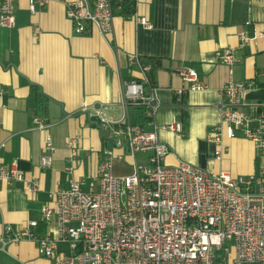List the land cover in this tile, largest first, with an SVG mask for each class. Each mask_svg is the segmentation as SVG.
<instances>
[{"label":"crops","instance_id":"0c3cea01","mask_svg":"<svg viewBox=\"0 0 264 264\" xmlns=\"http://www.w3.org/2000/svg\"><path fill=\"white\" fill-rule=\"evenodd\" d=\"M76 1L51 0L44 7L36 3L33 12L30 0H17L16 26L0 28V144L6 143L0 160L6 165L17 161L25 177L37 179L40 187L30 194L25 182L1 186L0 229L38 221L39 233L55 237V225L48 227L41 219V209L53 202L50 195L69 188L72 179L85 191L98 189L105 149L114 146L118 133L127 132L124 124L112 123L124 112L123 84L144 80L132 56L151 65V85L145 91L158 105L153 124L138 107L129 108V121L155 132L169 147L167 165L188 162L233 178L264 171V153L253 141L224 136V155L217 160L219 146L209 139L220 123V90L230 81L255 79L258 87L247 93L242 110L254 121L264 114V0H137V17H145L153 28L115 16L109 39L96 28L83 35L75 32L67 10ZM228 48L237 59L232 67L217 56ZM182 66L194 69L207 89L187 93L179 104L175 92L185 86L178 74ZM39 96L48 100L45 114L39 113ZM36 116L48 130L37 129ZM174 121L182 123L184 137L166 129ZM46 136L52 137L55 152L52 166L44 169L39 161ZM72 140H77L74 160L68 146ZM148 155L136 158L144 162ZM133 165L132 156L115 149V176L131 174ZM69 254V244L59 243L56 255ZM0 264L55 262L42 257L35 243L23 241L0 249Z\"/></svg>","mask_w":264,"mask_h":264},{"label":"built area","instance_id":"2783aa9c","mask_svg":"<svg viewBox=\"0 0 264 264\" xmlns=\"http://www.w3.org/2000/svg\"><path fill=\"white\" fill-rule=\"evenodd\" d=\"M16 1L0 0V28L16 26ZM49 1L30 0V9L34 12L36 3L44 7ZM113 11L112 0H78L69 3L67 15L77 34H86L91 27L109 39L114 33ZM136 14L131 18L137 24L153 28V23ZM240 37L247 41L245 33ZM217 56L229 67L237 62L230 48ZM130 61L145 76L142 82L129 80L123 84V116L112 123L124 124L127 132L118 133L114 146L105 149L98 189L85 191L72 179L69 188L53 192V202L41 209L42 222L48 227L55 225V237L49 232L39 233L38 221L17 227L4 225L0 229V249L31 241L42 257L55 264H264V171L233 178L227 173H209L188 162L167 165L169 147L155 132L129 121V108L138 107L145 110L148 124H153L158 105L145 91L151 85V65L137 56ZM178 74L185 84L175 92L179 104L184 103L187 93L207 89L194 69L182 66ZM257 87L252 79L230 81L220 90V123L209 134L219 146L217 160L224 155V136L244 137L264 153V114L254 121L242 110L247 93ZM3 94L0 86V97ZM34 122L41 132L48 130L40 116ZM166 129L185 136L180 122L174 121ZM76 141L68 143L71 160L77 158ZM5 147L6 143L0 144V154ZM54 147L52 137L46 136L41 168L52 166ZM116 148L124 149L134 159L131 174H113ZM139 154L149 155L141 162L136 158ZM16 162L6 165L0 160V189L3 184L20 181L26 183L28 193L36 194L39 181L28 180ZM59 243L69 244V255H56Z\"/></svg>","mask_w":264,"mask_h":264},{"label":"trees","instance_id":"16d2710c","mask_svg":"<svg viewBox=\"0 0 264 264\" xmlns=\"http://www.w3.org/2000/svg\"><path fill=\"white\" fill-rule=\"evenodd\" d=\"M112 5L115 16H121L125 19H130L137 12V0H112ZM154 67H153V71H154ZM151 74L152 73H150L149 76H151ZM47 103L48 100L44 96H39L38 99L39 113L45 114L47 112Z\"/></svg>","mask_w":264,"mask_h":264},{"label":"water","instance_id":"95a60500","mask_svg":"<svg viewBox=\"0 0 264 264\" xmlns=\"http://www.w3.org/2000/svg\"><path fill=\"white\" fill-rule=\"evenodd\" d=\"M123 116V115H122ZM122 117H119V120L121 119Z\"/></svg>","mask_w":264,"mask_h":264},{"label":"rangeland","instance_id":"374dc122","mask_svg":"<svg viewBox=\"0 0 264 264\" xmlns=\"http://www.w3.org/2000/svg\"><path fill=\"white\" fill-rule=\"evenodd\" d=\"M133 116V115H132ZM134 118V117H133ZM123 176H126V175H123Z\"/></svg>","mask_w":264,"mask_h":264}]
</instances>
